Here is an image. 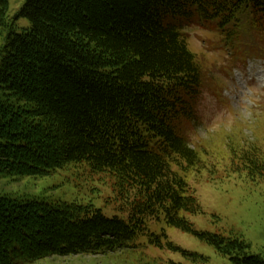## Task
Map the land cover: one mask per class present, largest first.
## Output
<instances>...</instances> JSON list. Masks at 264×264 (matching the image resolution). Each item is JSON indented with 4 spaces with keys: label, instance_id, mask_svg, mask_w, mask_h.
Instances as JSON below:
<instances>
[{
    "label": "trees",
    "instance_id": "trees-1",
    "mask_svg": "<svg viewBox=\"0 0 264 264\" xmlns=\"http://www.w3.org/2000/svg\"><path fill=\"white\" fill-rule=\"evenodd\" d=\"M9 7L0 0V178L86 163L116 177L130 216L0 194V264L108 255L129 248L147 220L162 217L235 264H264L243 238L198 232L185 216L202 211L188 173L215 172L201 156L213 151L192 146L186 134L216 85L210 88L215 78L183 32L199 23L219 32L232 53L230 70L264 60V0H26L14 19ZM19 17L31 22L20 33ZM228 159L230 172L264 178L260 144L235 143ZM151 243L164 241L154 236Z\"/></svg>",
    "mask_w": 264,
    "mask_h": 264
},
{
    "label": "rangeland",
    "instance_id": "rangeland-1",
    "mask_svg": "<svg viewBox=\"0 0 264 264\" xmlns=\"http://www.w3.org/2000/svg\"><path fill=\"white\" fill-rule=\"evenodd\" d=\"M25 1L10 0L11 18H15ZM14 22L19 33L31 26L27 17ZM183 32L206 67L207 77L215 78L209 83L210 88L216 85L204 94L198 119L186 134L192 146L213 151L201 156L215 172L211 175L205 169L200 174L188 173L187 180L196 191L202 211L185 216L196 231L225 237L237 235L249 244L246 250L250 255L264 256V178L230 172L228 159V148L235 143L243 147L258 143L264 149V60L250 59L229 70L225 65H230L232 53L223 46L219 32L202 23L187 26ZM4 36L0 32V46ZM0 194L93 205L108 218L128 221L130 216L127 194L116 177L109 172L93 171L86 163H70L46 176L2 177ZM146 226L127 249L108 255L53 256L27 264H146L153 260L168 264H235L197 233L169 226L163 217L147 220ZM163 233L179 249L169 246ZM154 236H161L163 246L151 243Z\"/></svg>",
    "mask_w": 264,
    "mask_h": 264
}]
</instances>
